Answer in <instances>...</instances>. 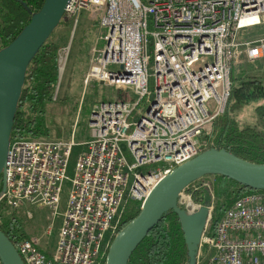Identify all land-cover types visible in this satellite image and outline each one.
Listing matches in <instances>:
<instances>
[{"label": "built area", "instance_id": "1", "mask_svg": "<svg viewBox=\"0 0 264 264\" xmlns=\"http://www.w3.org/2000/svg\"><path fill=\"white\" fill-rule=\"evenodd\" d=\"M82 12L105 30L83 85L126 95L94 104L71 179L76 118L69 138L10 140L0 203L47 208L54 219L70 182L53 254L38 249L39 238H24L14 246L24 264H105L128 202L142 204L172 169L215 149L233 67L264 59V36L240 40L264 24V0H69L64 17L76 27ZM66 55L58 51V84ZM188 201L189 213L200 207ZM210 219L211 208L195 264H264V191L235 201L212 231Z\"/></svg>", "mask_w": 264, "mask_h": 264}, {"label": "trees", "instance_id": "2", "mask_svg": "<svg viewBox=\"0 0 264 264\" xmlns=\"http://www.w3.org/2000/svg\"><path fill=\"white\" fill-rule=\"evenodd\" d=\"M22 1L32 13L39 11L44 2V0ZM30 18L31 15L19 2L0 0V50L18 36ZM70 24L71 21L63 16L58 26L29 63L14 116L10 140L15 137L52 140L62 137L65 128L63 125L71 117L70 98L60 94L62 82L59 83L55 100L53 97L58 85L57 54L64 47V37ZM263 27L264 24L252 28L262 30ZM237 81H239L238 85H234L231 72V89L226 108L223 115L214 123L213 146L217 150H224L245 161L264 164V107L257 109L260 119L256 127L245 126L241 130L235 119V114L248 101L264 98V79L250 75L247 70H244ZM116 92L115 101H123L126 93ZM65 130L67 131L66 128ZM206 177L214 180L212 194L204 187H197L198 181L185 188L184 193L189 195L194 204L208 207L212 205L211 219L207 229L212 231L224 212L235 201L254 190L221 176ZM1 189L0 181V192ZM211 198L215 200L213 203H211ZM140 206L139 202H135L131 207L127 204L120 225L121 229L138 215ZM179 206L184 209L183 206ZM4 209L9 208L4 203H0V231L16 247L18 241L28 236L21 230L20 224L13 215L3 214ZM187 263V248L179 220L173 211H169L161 217L137 246L127 264Z\"/></svg>", "mask_w": 264, "mask_h": 264}, {"label": "water", "instance_id": "3", "mask_svg": "<svg viewBox=\"0 0 264 264\" xmlns=\"http://www.w3.org/2000/svg\"><path fill=\"white\" fill-rule=\"evenodd\" d=\"M18 36L0 50V178L4 191V168L18 100L26 69L36 53L58 26L69 0H44L39 11L32 13ZM206 176H221L254 191H264V164L237 158L224 150H206L172 169L151 190L140 206L138 215L111 242L105 264H127L132 253L149 231L169 211L177 216L187 248L188 263L195 257L202 233L209 220L210 207L200 206L188 212L181 209L179 196L190 184ZM0 263L24 264L18 251L0 231Z\"/></svg>", "mask_w": 264, "mask_h": 264}, {"label": "rangeland", "instance_id": "4", "mask_svg": "<svg viewBox=\"0 0 264 264\" xmlns=\"http://www.w3.org/2000/svg\"><path fill=\"white\" fill-rule=\"evenodd\" d=\"M104 34L105 30L101 29L98 24L92 20L91 17H89L87 12H82L78 17V24L76 27H74L73 22H71L64 37L63 48L67 51V57L60 81L62 82L60 94L70 98L69 107L71 108V117L69 121L64 123L63 126L67 129V131L64 128L62 137L59 139L69 138L72 124L76 118L77 126L74 140L77 144H79L74 147L69 159L66 174L68 179H71L73 176L76 157L82 150L80 143L89 138L88 121L94 104L102 101H115L117 98V92L114 88L101 86L92 82L88 84V86L83 85V79L89 69L90 62L94 57V53L91 49L94 46H96V50L102 48L104 42L100 40L98 41V38ZM262 36H264V27L262 30L252 28L250 30L243 31L241 33L240 40L255 39ZM261 65H264V59L260 63L246 62L243 60L240 61L232 70L233 84L238 85L239 81H237V79L242 76L244 70H247V73L250 75L264 79V67ZM257 67L259 68L257 69ZM110 69L117 71L118 68L113 66ZM135 100L136 98L133 99V101ZM143 109H145V106ZM213 133H215L214 129ZM196 186L204 187L210 194H212L214 180L211 177H204L198 180ZM69 188L70 182L65 181L62 185L59 213L54 219H52L51 211L47 208H37L30 205H23L18 209H4L3 211V214L8 213L9 216L13 215V217H15L17 222L20 224L21 230L28 237L34 236L39 238L40 243L38 249L47 256H51L56 247L58 231L62 220L60 213H62L65 208ZM185 199H189L191 201L189 195L183 191L178 199L179 204L183 206V208L188 207L186 203H183ZM213 200L214 199L211 198V203L215 201ZM190 201L188 202L194 204ZM134 203V201H129L128 206L131 207ZM210 208L212 210V205H210ZM28 212L32 215L30 219L27 217ZM48 228H51V234L47 236L46 231ZM202 255H204L205 259L209 256L207 252H203ZM200 264H205V260L201 259Z\"/></svg>", "mask_w": 264, "mask_h": 264}, {"label": "clouds", "instance_id": "5", "mask_svg": "<svg viewBox=\"0 0 264 264\" xmlns=\"http://www.w3.org/2000/svg\"><path fill=\"white\" fill-rule=\"evenodd\" d=\"M264 107V98L251 100L244 104L235 114L238 127L243 130L245 126L256 127L259 122V114L257 109Z\"/></svg>", "mask_w": 264, "mask_h": 264}, {"label": "crops", "instance_id": "6", "mask_svg": "<svg viewBox=\"0 0 264 264\" xmlns=\"http://www.w3.org/2000/svg\"><path fill=\"white\" fill-rule=\"evenodd\" d=\"M262 60H260V61H257L256 63H260ZM261 66H263L264 67V65H261ZM261 66H259V67H261ZM259 67H257V69L259 68ZM254 69H256V68H254Z\"/></svg>", "mask_w": 264, "mask_h": 264}]
</instances>
